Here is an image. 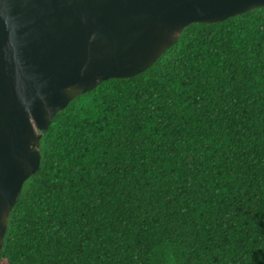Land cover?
Returning <instances> with one entry per match:
<instances>
[{
    "label": "trees",
    "instance_id": "16d2710c",
    "mask_svg": "<svg viewBox=\"0 0 264 264\" xmlns=\"http://www.w3.org/2000/svg\"><path fill=\"white\" fill-rule=\"evenodd\" d=\"M40 153L0 264H264V6L77 96Z\"/></svg>",
    "mask_w": 264,
    "mask_h": 264
},
{
    "label": "water",
    "instance_id": "95a60500",
    "mask_svg": "<svg viewBox=\"0 0 264 264\" xmlns=\"http://www.w3.org/2000/svg\"><path fill=\"white\" fill-rule=\"evenodd\" d=\"M264 0H0V253L40 141L77 96L150 68L186 26Z\"/></svg>",
    "mask_w": 264,
    "mask_h": 264
}]
</instances>
